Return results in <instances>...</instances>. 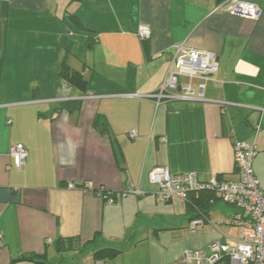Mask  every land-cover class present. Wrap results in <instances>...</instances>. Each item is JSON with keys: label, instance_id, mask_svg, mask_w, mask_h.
Masks as SVG:
<instances>
[{"label": "crops", "instance_id": "0c3cea01", "mask_svg": "<svg viewBox=\"0 0 264 264\" xmlns=\"http://www.w3.org/2000/svg\"><path fill=\"white\" fill-rule=\"evenodd\" d=\"M0 1L9 2L0 186L21 194L20 203H0V264H36L18 260L30 253L57 264L60 238L83 243L97 232L122 252L106 260L86 254L79 264H186V249L208 254L211 243L225 241L228 228L217 222L232 217L233 206L215 192L161 201L149 173L167 166L202 181L238 180L234 142L252 140L260 122L254 170L264 189V0H243L262 8L259 20L216 11L225 0ZM141 23L151 27L147 40L137 33ZM178 44L216 53L218 70L191 81L196 98L157 102L146 95L158 92ZM62 61L89 80L85 91L59 76ZM68 101L81 105L65 107ZM18 143L29 151L23 169L12 157ZM202 213L206 224L192 233L189 222ZM64 256L76 264L75 251Z\"/></svg>", "mask_w": 264, "mask_h": 264}, {"label": "built area", "instance_id": "2783aa9c", "mask_svg": "<svg viewBox=\"0 0 264 264\" xmlns=\"http://www.w3.org/2000/svg\"><path fill=\"white\" fill-rule=\"evenodd\" d=\"M216 11L253 20H259L263 14L259 5L243 0L222 1ZM137 33L142 40H147L152 30L148 24L141 23ZM174 49L175 57L158 92L146 95L157 99V102L164 98H196L191 81L194 78L210 80L212 76L209 75H214L218 70V56L212 51L192 49L184 44L175 45ZM184 77L189 80V83H182ZM204 88L205 84H202L201 96H203ZM260 130L261 123L258 122L253 126L252 140L238 139L234 142V160L239 174L238 180H221L218 176H213L208 181H202L196 173L173 174L167 166H157L150 171V182L158 186L161 201L176 198L186 200L191 193L208 190L215 191L220 201L236 209L232 217L217 222L227 226L226 240L211 243L208 254L200 248L186 249L182 257L184 263L264 264V189L254 170V161L259 153L256 139ZM137 135L136 130L130 132L131 137ZM162 140L165 141L166 137H162ZM12 157L16 167L23 169L29 159L26 145L23 143L14 145ZM69 186L74 187L72 184ZM132 192L138 193L135 189ZM98 194L105 197L108 203L116 201L112 194L102 192ZM124 195L126 193L120 196ZM205 224V218H193L189 222V229L192 233H196L204 228Z\"/></svg>", "mask_w": 264, "mask_h": 264}, {"label": "trees", "instance_id": "16d2710c", "mask_svg": "<svg viewBox=\"0 0 264 264\" xmlns=\"http://www.w3.org/2000/svg\"><path fill=\"white\" fill-rule=\"evenodd\" d=\"M8 8H9L8 1H0V53L4 48V34L7 25ZM69 17L76 27H80L84 29L83 25L77 18L73 16H69ZM1 66H2V58L0 56V69ZM57 72L59 76H61L65 81L79 88L80 90L85 91L89 85V80L84 76V74L78 70L73 69L66 61H62L59 64L57 68ZM72 105L75 106L76 108H79L81 102L68 101L64 103V106L68 108H71ZM95 126L99 131H101V133H105L107 131V126L103 125L102 121L99 118L95 120ZM97 192H102L103 194H111L110 192H107L102 189H98ZM200 192H215V191L204 190ZM216 195L219 198V195L217 193ZM20 202H21V194L18 190L6 186H0V203H20ZM205 215H207V213H202L197 217H201V216L205 217ZM78 238L79 237L60 238L57 241V250L62 255L60 262L57 264L67 263L64 253L68 251H75L77 253L78 258L76 257L73 259V261H75L76 264H79L77 260L82 259L86 254H92L97 259L106 260V259H111L122 252L121 248L105 243L104 242L105 239L103 238L100 232H97L91 240L85 241L83 243H81V241ZM18 260L34 261L36 264H51L47 260L45 253L44 254L30 253V254L22 255L21 257L18 258Z\"/></svg>", "mask_w": 264, "mask_h": 264}, {"label": "water", "instance_id": "95a60500", "mask_svg": "<svg viewBox=\"0 0 264 264\" xmlns=\"http://www.w3.org/2000/svg\"><path fill=\"white\" fill-rule=\"evenodd\" d=\"M209 76H213V75H209Z\"/></svg>", "mask_w": 264, "mask_h": 264}]
</instances>
